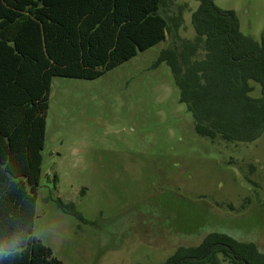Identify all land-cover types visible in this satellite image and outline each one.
I'll return each mask as SVG.
<instances>
[{"label": "rangeland", "instance_id": "1", "mask_svg": "<svg viewBox=\"0 0 264 264\" xmlns=\"http://www.w3.org/2000/svg\"><path fill=\"white\" fill-rule=\"evenodd\" d=\"M213 1L260 40L264 0ZM198 5L162 0L166 40L100 78L52 79L33 236L62 264H164L211 233L264 254V135L253 143L200 137L170 68H154L163 51L193 41Z\"/></svg>", "mask_w": 264, "mask_h": 264}, {"label": "trees", "instance_id": "2", "mask_svg": "<svg viewBox=\"0 0 264 264\" xmlns=\"http://www.w3.org/2000/svg\"><path fill=\"white\" fill-rule=\"evenodd\" d=\"M162 0H0V264H62L33 236L46 115L55 77L95 80L164 42ZM193 41L163 51L197 135H264V32L244 36L232 11L195 0ZM258 85L260 97L250 96ZM58 207L84 221L73 203ZM264 264L252 243L211 233L164 264Z\"/></svg>", "mask_w": 264, "mask_h": 264}, {"label": "water", "instance_id": "3", "mask_svg": "<svg viewBox=\"0 0 264 264\" xmlns=\"http://www.w3.org/2000/svg\"><path fill=\"white\" fill-rule=\"evenodd\" d=\"M180 262L176 263V264H179Z\"/></svg>", "mask_w": 264, "mask_h": 264}]
</instances>
